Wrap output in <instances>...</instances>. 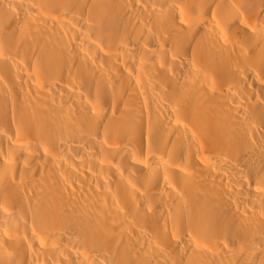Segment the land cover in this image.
<instances>
[{
  "label": "bare ground",
  "instance_id": "obj_1",
  "mask_svg": "<svg viewBox=\"0 0 264 264\" xmlns=\"http://www.w3.org/2000/svg\"><path fill=\"white\" fill-rule=\"evenodd\" d=\"M0 264H264V0H0Z\"/></svg>",
  "mask_w": 264,
  "mask_h": 264
}]
</instances>
